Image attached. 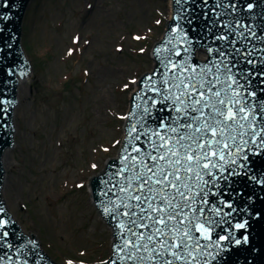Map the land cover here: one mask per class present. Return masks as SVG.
I'll list each match as a JSON object with an SVG mask.
<instances>
[{"label": "snow or ice", "instance_id": "6c2138e0", "mask_svg": "<svg viewBox=\"0 0 264 264\" xmlns=\"http://www.w3.org/2000/svg\"><path fill=\"white\" fill-rule=\"evenodd\" d=\"M191 7L172 17L175 23L153 49L162 71L130 81L137 90L127 117H120L129 123L122 140L115 142L120 149L114 164H107L97 177L101 187L97 207L103 217L115 221L111 251L121 264H215L227 252L225 244L249 243V237L240 234L246 232L247 220L233 222L235 214L249 211L248 205L237 208L221 199L211 208L205 206L210 195L216 196L210 189L219 190L220 181L246 177L264 186V179L249 175L250 156L264 154V36L251 32L248 37L260 48L237 47L244 44V32L233 27L232 20L220 19L225 9L234 12L237 5L201 0L195 9H201L205 24L198 38L190 37L180 22L192 25L195 17L184 15ZM253 7L248 3L242 10L250 12ZM235 24L250 31L251 26ZM216 41L221 43L213 47ZM201 49L204 57L196 63L194 53ZM146 92L153 95L145 98ZM104 197H109L106 202ZM8 226L9 221L0 218V229ZM8 235L0 232L5 240ZM28 243L33 250L37 247L35 241ZM16 251L27 256L23 248Z\"/></svg>", "mask_w": 264, "mask_h": 264}, {"label": "rangeland", "instance_id": "374dc122", "mask_svg": "<svg viewBox=\"0 0 264 264\" xmlns=\"http://www.w3.org/2000/svg\"><path fill=\"white\" fill-rule=\"evenodd\" d=\"M168 1L27 6L20 43L33 80L19 87L2 197L56 263L97 264L110 254L111 231L87 183L116 155L130 81L152 69L149 51L168 19Z\"/></svg>", "mask_w": 264, "mask_h": 264}, {"label": "water", "instance_id": "95a60500", "mask_svg": "<svg viewBox=\"0 0 264 264\" xmlns=\"http://www.w3.org/2000/svg\"><path fill=\"white\" fill-rule=\"evenodd\" d=\"M28 2L29 0H0V101H3V103H0V207H3L5 209L4 213H0V218L9 221V226L7 227V229H0V232L6 230L9 233L7 240L0 236V264H15L17 260L23 261L25 259L28 260V264H37L38 260L39 264H57L55 263L56 260H53V262L44 253L45 251L42 243H36L37 247L33 250L32 245L29 244L28 241H35L34 236H28L26 234V232L14 216L13 212L7 205V197H2L1 188L3 187L2 181L4 173L3 168L5 153H11V142L13 137L16 108H21L18 104L19 85L33 80L31 72L30 70H28V66L24 60L23 53L19 44V36L21 42L22 31L27 11L26 7ZM208 2L210 5H214L216 3H235L237 5L236 10L233 12L231 8L225 9L226 15L220 17V19L225 23H227L229 20H232L233 27H236L238 31L244 32V44L242 45L240 43H237L236 46L243 49L245 45H247L248 51L251 50V45L253 44H255L257 48L262 47V45H260L256 40L248 39V37L250 36L251 32H255L257 36H264V0H208ZM199 3H201V0H188L187 4H184L182 0V4L177 5L175 4L174 0H172V17L180 15L183 9L188 8L189 5L192 6L191 8H189V12L184 13V15L189 16V18L195 17L193 19L192 25L184 23L183 20H181L180 22V26L188 32V35L190 37L196 36L198 38V34L201 33L202 28L205 24V21L200 19L201 9H195V5ZM248 3L253 4V10L250 12L243 11V7ZM33 4L34 0H30L28 5ZM203 11H209V15H211V11L209 9H203ZM218 12L219 10H217V13ZM235 21H240L246 26H251L250 31H245V29L239 28L235 24ZM174 23L175 21H173L172 19L167 23V29L162 40L154 47L160 46L163 43L164 38L166 37L171 29V26ZM21 26L22 28L20 31ZM193 28L196 29L195 32L192 31ZM214 31L217 34L223 33L222 29H214ZM229 34L238 41L241 39L240 37H235L234 33ZM201 43H203V41ZM219 43L221 42L216 41L212 44V46L215 47ZM196 56L202 59L204 56L203 49L195 52L193 56L194 62L199 63L201 60L197 59ZM153 58L155 61L154 55ZM153 70L162 71V69L158 67L157 61H155ZM28 71L29 74L27 75V77L25 79H20L23 78L28 73ZM151 72L143 74L139 78V80H141L144 75H150ZM153 79L156 78L153 77ZM17 83L18 91L16 97ZM132 95L129 101V112L131 110V104L133 103ZM152 95V93L146 92L145 98ZM127 123L129 122L126 120V124ZM1 157L3 168L1 165ZM250 161L251 172L249 173V175H255L258 179H264V177H261V173H264V154L260 155L259 157L250 156ZM107 164H114V160L108 161ZM113 170H115V165L113 167ZM90 183L94 203L96 205V209L98 210L97 205L101 199L99 195L101 187L98 184L97 177L91 179ZM210 191L216 192V196L213 198L210 195L208 197L209 204L205 207L211 208L215 206L216 201L223 199L226 202L231 201L237 208H243L245 207V205H248L249 208V211L243 214L237 213L233 217V222H237L240 219L247 220V230L246 232L245 230H240V234H246L249 237V243L244 246L236 247H229L228 244H225L227 252L222 253L220 257L215 261V264H264V186H258L254 182L247 180L246 177H232L227 181H220L219 190L211 188ZM109 197H111V194H109ZM109 197H104L105 202ZM248 197H252V200L248 201ZM111 198L117 199V197ZM7 211L15 219L16 223H18L24 234L21 233L20 228L13 221ZM257 213H259V215H257ZM103 218L105 219L106 223L111 226L113 231L112 226L114 225L115 221L106 219L105 217ZM224 226L230 227L227 224H225ZM230 230L235 234L236 230ZM137 231L140 230L137 229ZM217 231L221 232V234H224L221 229H217ZM213 238L215 239L216 237L214 236ZM39 247L44 252L40 250ZM19 248H23V250L27 252V256H24L23 252L17 253L16 250ZM253 249L255 251H253ZM37 252L40 254L39 257L36 256ZM9 256L12 257L11 261L8 260ZM112 261H115V264H121L120 261L116 260L114 252H111V256L109 257V259L101 264H112Z\"/></svg>", "mask_w": 264, "mask_h": 264}, {"label": "bare ground", "instance_id": "6f19581e", "mask_svg": "<svg viewBox=\"0 0 264 264\" xmlns=\"http://www.w3.org/2000/svg\"><path fill=\"white\" fill-rule=\"evenodd\" d=\"M168 14H170V12H171V10H170V5L168 4ZM21 85V84H20ZM20 85H19V87H20ZM125 121H126V119L124 120V123H125ZM123 126H124V124H123ZM116 157V155L114 156V157H112L111 159L112 160H114V158ZM108 161H110V160H108ZM108 161L106 162V163H108ZM105 170V166H104V168H103V170L101 171V172H99L97 175H96V177H98V176H100V174L103 172ZM96 177H94V178H96ZM91 179H93V178H91ZM91 181V180H90ZM91 195H92V193H91ZM111 229V228H110Z\"/></svg>", "mask_w": 264, "mask_h": 264}]
</instances>
